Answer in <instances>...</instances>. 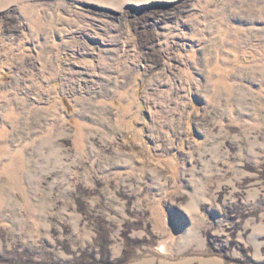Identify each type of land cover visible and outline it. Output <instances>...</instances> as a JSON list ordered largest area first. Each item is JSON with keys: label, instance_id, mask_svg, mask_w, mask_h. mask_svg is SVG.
<instances>
[{"label": "rangeland", "instance_id": "374dc122", "mask_svg": "<svg viewBox=\"0 0 264 264\" xmlns=\"http://www.w3.org/2000/svg\"><path fill=\"white\" fill-rule=\"evenodd\" d=\"M0 264H264V0H0Z\"/></svg>", "mask_w": 264, "mask_h": 264}]
</instances>
